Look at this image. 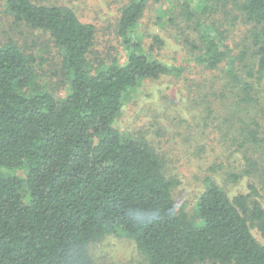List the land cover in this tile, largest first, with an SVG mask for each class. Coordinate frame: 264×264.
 Instances as JSON below:
<instances>
[{
  "label": "trees",
  "instance_id": "16d2710c",
  "mask_svg": "<svg viewBox=\"0 0 264 264\" xmlns=\"http://www.w3.org/2000/svg\"><path fill=\"white\" fill-rule=\"evenodd\" d=\"M167 2L159 18L166 15L188 59L221 76L201 98L207 120L217 101L227 135H235L230 144L262 148L264 0ZM5 9L49 36L67 92L57 99L41 86L32 57L15 41L0 45V264H97L90 244L117 233L147 264H264V242L251 233L256 228L264 241L253 186L229 199L206 179L190 217L175 206L176 182L163 159L115 125L143 82L178 79L185 67L143 49L136 28L146 0L119 10L121 58L92 57L96 28L68 5L6 0ZM162 45L151 37L150 51ZM147 216L153 219H134Z\"/></svg>",
  "mask_w": 264,
  "mask_h": 264
},
{
  "label": "rangeland",
  "instance_id": "374dc122",
  "mask_svg": "<svg viewBox=\"0 0 264 264\" xmlns=\"http://www.w3.org/2000/svg\"><path fill=\"white\" fill-rule=\"evenodd\" d=\"M45 5H68L79 18L96 28V41L92 57L121 58L124 49L117 35L120 8L128 0H36ZM6 0H0V45L15 41L33 59L38 83L57 99L67 92V84L60 67L61 56L53 48L46 33L31 30L14 22L5 9ZM167 0H146L143 18L136 28L138 40L147 53L162 63L184 66L180 78L162 77L145 81L123 101L116 121L119 131L144 138L163 159L166 176L176 182L172 189L175 206L193 217V207L205 190L209 179L232 199L249 194L248 186L264 209V143L259 147H237L230 144L235 135L223 122L224 110L217 101L215 111L207 120L201 104L205 89L218 82L217 72H209L188 59L180 40L166 27ZM157 35L163 45L150 51L151 37ZM185 60V61H184ZM187 60V61H186ZM212 82V83H211ZM212 100V98H209ZM205 104V103H204ZM207 104V103H206ZM218 110V111H216ZM256 114L262 124L264 137V109ZM226 122V121H225ZM254 162L259 166L254 168ZM253 237L263 243L256 228ZM89 252L97 264H147L133 241L120 233L108 235L90 244ZM207 264V263H204Z\"/></svg>",
  "mask_w": 264,
  "mask_h": 264
},
{
  "label": "clouds",
  "instance_id": "9594fccd",
  "mask_svg": "<svg viewBox=\"0 0 264 264\" xmlns=\"http://www.w3.org/2000/svg\"><path fill=\"white\" fill-rule=\"evenodd\" d=\"M134 219L136 221H138L139 223H146V222H149L153 218L150 217V216H147V217H144L143 219H140V218H137V217H134Z\"/></svg>",
  "mask_w": 264,
  "mask_h": 264
}]
</instances>
